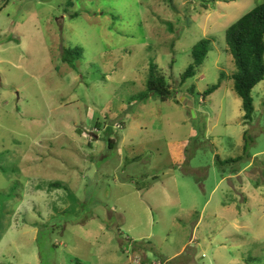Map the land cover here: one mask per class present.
Listing matches in <instances>:
<instances>
[{
    "label": "rangeland",
    "instance_id": "374dc122",
    "mask_svg": "<svg viewBox=\"0 0 264 264\" xmlns=\"http://www.w3.org/2000/svg\"><path fill=\"white\" fill-rule=\"evenodd\" d=\"M263 2L0 0V264H264V80L249 123L204 95ZM151 64L176 102L139 100Z\"/></svg>",
    "mask_w": 264,
    "mask_h": 264
},
{
    "label": "trees",
    "instance_id": "16d2710c",
    "mask_svg": "<svg viewBox=\"0 0 264 264\" xmlns=\"http://www.w3.org/2000/svg\"><path fill=\"white\" fill-rule=\"evenodd\" d=\"M225 42L236 70L229 77L222 73L219 77V82L208 88L204 95H210L216 91L222 79H232L233 89L242 101L243 119L249 123L254 114L252 90L264 80V2L228 26L225 31ZM211 43V40L203 39L194 46L192 51L193 63L180 76L181 84L195 76V69L206 60L211 50ZM145 86V92L139 96L140 101L146 100L149 95H154L162 102L171 98L176 102L175 91H170L164 77L153 64L149 67ZM243 140L244 148H246V133H244ZM112 143L113 141L111 140L109 147H111ZM241 160L242 157H238L221 161L218 165H223L221 163L236 164ZM53 185L58 186L55 183Z\"/></svg>",
    "mask_w": 264,
    "mask_h": 264
}]
</instances>
